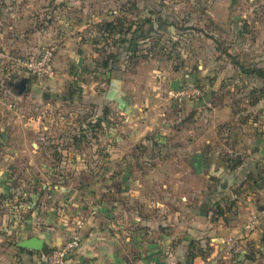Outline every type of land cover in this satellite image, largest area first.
Returning a JSON list of instances; mask_svg holds the SVG:
<instances>
[{"label":"rangeland","instance_id":"obj_1","mask_svg":"<svg viewBox=\"0 0 264 264\" xmlns=\"http://www.w3.org/2000/svg\"><path fill=\"white\" fill-rule=\"evenodd\" d=\"M49 48L53 79L34 78L20 68L18 59ZM231 56L245 69L264 70V0H0V197L2 188L40 194L43 185L76 182L67 170L79 166L82 174L97 168L103 128L108 132L115 122L111 104L99 103L112 78L127 87L131 104L147 110L150 100L161 101L172 114L182 112L175 121L201 128L221 154L262 135L264 88L258 89L257 76L234 66ZM23 80L27 87L19 92ZM175 80L179 91L198 89L201 95L178 103L179 91L170 89ZM211 89L222 92L220 105L230 106L231 121L212 122L209 113L196 120L195 108L215 104L217 91L212 95ZM155 139L137 147L139 168L155 167L177 152L176 141ZM71 149L83 161L72 159ZM88 150L89 159L82 156ZM193 163L167 162L187 172L195 171Z\"/></svg>","mask_w":264,"mask_h":264},{"label":"crops","instance_id":"obj_2","mask_svg":"<svg viewBox=\"0 0 264 264\" xmlns=\"http://www.w3.org/2000/svg\"><path fill=\"white\" fill-rule=\"evenodd\" d=\"M109 80L114 84L108 83L99 103L111 104L115 122L108 132L103 128L104 150L98 153L97 168L82 174L79 166L67 170V177L74 174L76 182L43 185L40 194L1 189L0 264H45V250L61 245L76 231L80 247L67 264H264V126L262 135L221 154L212 140L203 138L201 128L175 121L182 112L172 114L161 101L150 100L147 110L131 104L120 79ZM256 80L263 89V80ZM212 89V95L217 91L215 104H205L208 110L195 108L196 120L203 118L200 113H209L212 122L231 121L230 106L220 105L222 92ZM258 94L259 107L263 94ZM158 136L163 143L166 138L168 143L176 141L177 152L162 158L160 168H139L137 147ZM71 150L72 159L83 161ZM84 154L91 157L89 150ZM196 154L202 156L201 173L167 164L171 159L186 163ZM238 156L242 163L235 169L219 160ZM79 175L91 181L83 183ZM252 212L259 217L254 230L246 231ZM79 222L83 225L78 230ZM31 238L44 242L42 252L18 247Z\"/></svg>","mask_w":264,"mask_h":264},{"label":"built area","instance_id":"obj_3","mask_svg":"<svg viewBox=\"0 0 264 264\" xmlns=\"http://www.w3.org/2000/svg\"><path fill=\"white\" fill-rule=\"evenodd\" d=\"M54 53L53 49H45L38 56L34 58L18 59V64L27 75H30L38 79H53L56 75L54 67ZM200 91L198 89H182L176 92L174 99L178 103L194 99L199 97ZM261 215V213H260ZM257 214L255 212L250 213L249 221L245 226L246 231H253L255 223L257 222ZM83 223H78V230L81 229ZM80 247V234L79 231L72 233V235L65 240L61 245L52 248L45 257V264H67L69 258L79 249Z\"/></svg>","mask_w":264,"mask_h":264},{"label":"water","instance_id":"obj_4","mask_svg":"<svg viewBox=\"0 0 264 264\" xmlns=\"http://www.w3.org/2000/svg\"><path fill=\"white\" fill-rule=\"evenodd\" d=\"M25 80L22 81V83ZM181 88V85L179 81L175 80L171 82L170 89L172 91H179ZM194 163L192 164L193 168L195 169L196 173L202 172V156L201 154H196L193 156ZM44 242L42 240H39L37 238H31L26 241H22L18 244V247L24 250H27L29 252H42L43 251Z\"/></svg>","mask_w":264,"mask_h":264},{"label":"trees","instance_id":"obj_5","mask_svg":"<svg viewBox=\"0 0 264 264\" xmlns=\"http://www.w3.org/2000/svg\"><path fill=\"white\" fill-rule=\"evenodd\" d=\"M107 27H108L107 30H110V31H111V30H114V27H113L112 24H108ZM226 55H227V57H229L230 54H226ZM229 58H230V57H229ZM231 60H232V62H234V65H236V66L239 68V70H240L243 74H247V75H250V74H252V75H256L257 77H259L260 79H262L263 82H264V70H263L262 68L245 69V68H243L242 66H240L238 62H236V60L234 59V57L231 56ZM113 81H114V80H109V81H108L109 85H113V84H114ZM107 96H109L108 93H107ZM224 162L229 164V168H230V169H235L236 167H238V166L241 165V163H242L240 159H236V160H232V161H230V160H228V161L225 160ZM54 248H55V247H54ZM50 250H51V249H50ZM50 250H49V251H50ZM49 251H48V250H45V254L49 253ZM45 257H46V256H45ZM189 257H190V256H189ZM67 262H68V261H67Z\"/></svg>","mask_w":264,"mask_h":264},{"label":"flooded vegetation","instance_id":"obj_6","mask_svg":"<svg viewBox=\"0 0 264 264\" xmlns=\"http://www.w3.org/2000/svg\"><path fill=\"white\" fill-rule=\"evenodd\" d=\"M26 87H27V81H24V82L21 83L20 85H17V88H18V91H19V92H24V91L26 90V89H25Z\"/></svg>","mask_w":264,"mask_h":264}]
</instances>
